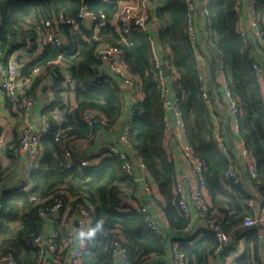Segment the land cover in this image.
Instances as JSON below:
<instances>
[{"label": "trees", "instance_id": "obj_1", "mask_svg": "<svg viewBox=\"0 0 264 264\" xmlns=\"http://www.w3.org/2000/svg\"><path fill=\"white\" fill-rule=\"evenodd\" d=\"M127 1L0 0V51L7 57L25 35L35 38L44 20L51 15H61L58 28L63 30L69 46L64 49L46 46L35 61L22 68L20 75L26 76L36 66L46 65L59 54L66 53L78 106L75 110L76 119L66 116L62 128L71 127L85 134L88 128L78 117L82 110L101 111L113 123L121 118L118 88L99 79L96 72V55L100 45L121 48L124 64L141 78L143 93L142 101L135 107L138 114L132 124L130 144L159 190L168 226L178 232L188 227L189 219L178 210L173 194L175 167L164 150L162 81L154 75L150 66L149 37L147 33L139 32L122 41L109 24L119 6ZM151 2L155 5V20L160 27V48H169L171 53L166 66L169 70L173 67L179 76L173 90L181 97L184 135L195 156L205 167L204 178L210 206L204 216L209 219L215 212L220 218L221 230L230 234L240 227L246 217L253 218L248 204L255 198L246 183L255 188L264 210V104L257 77L252 70L251 47L237 31L239 1L209 0L204 9L205 21L209 23V66L213 75L220 61L231 95L238 100L237 139L243 142L255 165L257 178L251 179L246 175L245 184H233L225 179L230 168L229 162L212 141L214 127L209 110L201 101L196 57L187 35L184 0ZM82 10L97 17L94 28H84V24L79 23V35L77 31L70 34L67 23L77 19ZM254 13L261 25L264 0L256 1ZM101 14L105 18L104 25L96 28ZM55 27L57 29V25ZM81 34L86 36V40H82ZM261 50L264 54V43ZM59 92L55 95L56 107L61 103ZM45 118L53 127L51 133L40 139L41 161L38 168L30 171L27 177L31 189L27 192L1 193L0 196V255L10 254L18 264H37L38 256L29 245L33 238L42 235V224L37 212L50 203L48 198L61 185L67 186L68 193L74 198L70 203L71 213L77 211L84 200L93 209L90 237L94 243L83 255L82 264H113V243L126 250L129 264H143L145 258L166 254L168 248L165 239L148 229L144 215L134 210L126 211L122 205L126 190L133 187L132 178L126 177L122 171V163L107 157L97 167L82 168L74 163L67 168V160L54 141L55 123L48 114ZM223 185L227 186L226 189ZM59 197L64 204L68 202L64 195ZM248 232L247 239L253 246V263H248V258L242 255L235 264H259L257 249L262 245L258 239L259 230ZM200 234V238L195 235L189 240L178 239L180 244L177 251L186 256L188 264H210L209 256L216 252L214 234L206 230Z\"/></svg>", "mask_w": 264, "mask_h": 264}, {"label": "crops", "instance_id": "obj_2", "mask_svg": "<svg viewBox=\"0 0 264 264\" xmlns=\"http://www.w3.org/2000/svg\"><path fill=\"white\" fill-rule=\"evenodd\" d=\"M193 1L196 5L194 26L198 40L196 43L198 57L197 71L198 75L204 76L207 80L208 90L212 99V108L209 110L212 118V125L215 128H219L222 132L224 142L227 145L229 157L231 159L229 166L231 169H235L237 171V174L241 178L240 184H245V180L247 179L246 175H248L247 161L249 156L244 153L245 145L241 144L234 136L233 129L226 114L227 98L223 92V82L226 79L223 71H219L220 61L218 67L213 70V75L209 66L208 48L210 46V42L208 40L209 29L205 21V9L202 6L201 0ZM126 4L136 6L140 13H143L148 17V20L143 23V27L135 33L144 32L148 34L150 41V66L153 67L154 64H163L166 68L167 61L171 59V53L169 48H165L164 50L160 48L158 41V32L160 27L155 20V5H153L151 0H129L121 5ZM260 27L262 29L264 28V19H261ZM84 28H94L88 15H86ZM96 28L100 27L96 26ZM59 30L61 33L58 32V35L64 42V47L62 48L64 49L69 46L67 42L68 40L62 32L63 30ZM95 31H97V29ZM237 31L240 35L242 34L245 37V41L251 47L253 61H257L259 65L263 67L264 54L261 50L262 45L259 44L253 34L252 13L242 7L241 11L238 12ZM79 33V31L76 32L78 35ZM81 38L82 40H86V36L84 34H81ZM49 39L50 37L47 34H40L37 32L34 39L36 50L29 55L27 61H21V70L25 67V65L35 61L44 52L46 46H51L48 43ZM65 56L66 53H61L54 61L47 63L45 66V68L47 67L46 70L42 73L41 78L32 88V92L35 95V105L29 115L31 127L37 128L41 119L48 114L52 122L55 123V133H60L61 137H63L66 141L63 156L67 162H70L72 165L75 163L82 167L81 162L87 160L91 163L89 167H97L105 158H107L105 154L109 150L113 148L118 149L120 147L119 135L123 124L125 123L131 109L135 108L142 101L143 93L142 90H140L137 92L136 97L131 96L122 83H119L117 79L115 80L118 82L114 80L112 74L107 68L97 66V77L99 79H103L105 83L114 84L118 88V105L121 112L120 120H117L114 123L110 122L105 128H95L92 131L88 129L85 134L79 130L74 131L71 127L63 129L62 124L66 116H72L73 120L76 119L75 110L78 106L75 99L74 87L71 85L70 91L65 93L66 101H68L70 105V110L64 118H60L59 112L61 107L65 104L64 98L62 99V93L64 89V78L67 72L66 68H68V71L70 72L69 63ZM169 73V78L162 81V87L163 92L172 97L174 93L172 82L175 84L179 76L174 68L169 70ZM257 80L259 83L260 97L264 104V68ZM58 91H60L59 95L61 103L56 107L54 105L56 102L55 95ZM21 123L22 119L17 108L14 107L5 96L0 95V196L1 193L6 192L11 194L16 191L27 192L32 187V185L27 181V177L30 171H32L29 166L28 155L25 153H19L17 147L15 146L18 142ZM184 140L186 139L175 138L170 126L169 129L164 131V150L166 151L168 157L173 160L175 167V179L176 181L181 182L187 194H190L195 189L196 183L195 180L188 174L187 168L180 156V144L184 142ZM37 168L38 165L36 166V169ZM133 168L134 174L133 177H131L133 187L126 190V196L122 198V205L126 207L127 211L134 210L137 212H139L141 207H145L149 211L150 215L156 220L159 226L158 235L165 239L168 248V251L163 256H151L149 258H145L143 264H174L173 253L177 251L178 245L180 244L178 239L189 240L195 235H197L195 237L200 238V233L206 229H204L202 222L199 221L192 203L189 202L190 215L186 217L189 219L188 227L178 232L173 231L168 226L165 217L163 218L161 216L164 202L157 186L152 181L150 174L147 170L140 169L137 164H135ZM145 181L151 184L150 194L146 193L144 190L143 183ZM223 186L226 189L227 186ZM246 186L250 194L255 198L250 200L248 204L249 208L253 212V217H263L264 210L260 206L257 191L247 183ZM55 191L62 192L64 197L68 199V202L64 204L61 209L62 223L60 228L56 230L53 229L52 217H48L45 221L41 222L42 235L44 237H48L52 233H55V243L57 244V247L54 252L45 253L40 264H72L71 254L79 244L81 237L88 240L89 247L94 243V241H91L90 237L91 216L89 220L83 221L81 215L78 213L79 208L75 212H70V203L74 200V198L68 193L67 186L61 185ZM82 205H85L91 213L93 212V209L88 201L84 200ZM255 229L259 230L260 228L254 227L251 230L239 232L238 230H233L232 233L235 234V232H237L239 237L230 246H228L225 251L218 253L215 252L213 256H209L210 264L213 262L220 264H235V261L242 255H245L246 258H248V263H253V246L249 243L247 236L249 234L248 231H253ZM67 233H70L73 237V241L69 245L68 241H66ZM257 254H259V259L264 260L263 245L258 246ZM78 264H82V260ZM113 264L123 263L117 256H115Z\"/></svg>", "mask_w": 264, "mask_h": 264}, {"label": "built area", "instance_id": "obj_3", "mask_svg": "<svg viewBox=\"0 0 264 264\" xmlns=\"http://www.w3.org/2000/svg\"><path fill=\"white\" fill-rule=\"evenodd\" d=\"M238 12L241 11V7L245 10H248L252 13L253 17V34L260 45L264 43V28L262 29L257 21V16L254 13V5L257 0H238ZM202 6L205 8L209 0H201ZM184 5L187 13V35L191 46L194 51V55L197 58V35L196 29L194 26L195 19V2L193 0H184ZM86 15H88L90 21L94 23L97 20V17L87 13L85 10H82L77 19L68 21L70 26V34L78 30L79 23L81 25L85 24ZM61 15H51L48 19L44 20L41 23V27L38 33L47 34L49 39V44L55 49H62L64 47L63 40L59 37L58 32L61 31L58 29V26L61 24ZM104 15H99L98 26L102 27L104 25ZM148 20V17L140 13L138 8L131 4L121 5L114 15L111 21H109L112 29L119 35L122 41H125L131 37L135 32L143 27V23ZM57 25V29L55 27ZM207 27L209 23L206 21ZM209 29V28H208ZM242 39L245 40V37L241 34ZM34 37L31 35H25L18 43V47L11 52L7 57L5 54L0 51V95L5 96L8 101L17 108L18 113L22 119L17 150L19 153H25L28 155V162L31 170H36V166L41 161L42 158V149L40 144V139L52 132L51 128L52 123L45 117L40 121V124L37 128L31 127V122L29 120V115L32 108L35 105V95L32 92L34 84L41 78L42 73L46 70V65L36 66L32 71L26 75H20L21 72V61H27L29 55H31L35 49ZM73 56H71L72 58ZM97 60L98 66L107 68L112 74L114 79H117L119 83H122L125 88L129 91L131 96L136 97L137 92L142 90V83L139 75L127 67L123 62V51L121 48L116 46H109L107 44H102L99 46L97 51ZM152 72L160 81L164 79L160 75V65L154 64L152 67ZM173 67H170V70ZM264 68L259 65L257 61H253L252 70L254 75L258 78L262 69ZM168 70V68L166 67ZM67 72L64 78V89L63 97L64 106L59 112L60 118H64L68 111L70 110L69 102L66 101L65 93L70 91L71 85L74 87V79L71 73L66 68ZM220 72H222V67L220 66ZM170 74V73H169ZM169 78V77H168ZM199 80V90L202 103L210 110L212 108V99L208 90L207 80L204 76L198 75ZM174 87V82H172ZM172 87V88H173ZM163 88V87H162ZM223 92L227 98L226 105V114L230 121V125L233 129V134L237 139L238 135V114H239V105L238 100L231 95L228 84L226 80L223 82ZM162 101L164 108V122L165 130L171 127L174 137L177 139H186L184 137L183 130L185 128V122L181 113V97L173 93V96H168L167 93L162 90ZM137 111L135 108L131 109L129 112L125 123L123 124L120 137H119V148H113L109 150L105 156L116 159L122 163V171L124 175L128 178L133 177L134 174V165L137 164L140 169L146 170L142 159L139 154L133 149L130 144V136L132 124L137 118ZM80 121L86 125V127L92 131L95 128H105L109 125L110 120L102 113L101 111L95 109H85L79 113ZM54 141L59 146L62 153H64L65 139L61 137L60 133L54 132ZM238 140V139H237ZM212 141L217 148L218 152L228 161L231 159L229 157V152L226 143L224 142L223 134L219 128L213 129ZM241 144L243 142L238 140ZM244 145V144H243ZM181 159L184 162L188 174L191 178L195 180L196 186L195 189L187 194L186 190L183 187L181 182L176 181L174 184V196L176 198V205L180 213L188 217L190 215L189 202L192 203L193 208L199 218V221L202 222L204 229L210 231L214 234L217 249L216 252H223L228 246H230L238 237L237 232L225 234L220 228V218L214 212L213 217L207 219L204 216L207 208L209 207V197L206 190L204 172L205 167L204 163L198 159L191 146L188 144L187 140H184L180 144ZM244 153L248 155L247 161V173L251 179H256L257 175L255 173V165L253 159L250 157L246 148H244ZM66 157V156H65ZM82 168L89 167L91 165L90 161L81 162ZM67 168L71 167L72 164L67 162ZM225 179L231 181L233 184H239L241 182L240 176L237 174L235 169H229L225 174ZM144 190L146 193H151V184L147 181L143 183ZM63 195L60 191H55L52 196L48 198L50 203L39 208L37 214L40 222H43L48 217L53 218V229L56 230L60 228L61 220V209L64 206L63 200L59 197ZM2 211V206L0 203V213ZM127 211V210H126ZM78 213L81 215L83 221L89 220L91 216L90 210L82 205L78 209ZM139 213L144 215L145 223L148 229L154 233H159V226L156 220L150 215L149 211L145 207L139 209ZM161 216L164 218V213L161 212ZM254 227H259V236L258 239L260 243L264 246V216L263 217H246L240 227L237 228L239 231L250 230ZM56 234L52 233L48 237L43 235L33 238L29 245L36 252L38 256V263L41 262L45 253L54 252L56 249L55 246ZM66 241L68 245L72 243L73 237L70 233H67ZM112 247L114 249V254L117 256L123 264H129L127 260L126 250L124 248H119L117 243H113ZM89 248L88 240L84 237H81L79 244L76 249L73 250L71 254V263L78 264L85 253ZM174 264H188L186 256L178 251L173 253ZM0 264H18L14 257L10 254L0 255ZM212 264H220L213 262ZM259 264H264V260L259 259Z\"/></svg>", "mask_w": 264, "mask_h": 264}, {"label": "water", "instance_id": "obj_4", "mask_svg": "<svg viewBox=\"0 0 264 264\" xmlns=\"http://www.w3.org/2000/svg\"><path fill=\"white\" fill-rule=\"evenodd\" d=\"M160 75L163 79L169 77V71L163 66V64L160 65Z\"/></svg>", "mask_w": 264, "mask_h": 264}, {"label": "rangeland", "instance_id": "obj_5", "mask_svg": "<svg viewBox=\"0 0 264 264\" xmlns=\"http://www.w3.org/2000/svg\"><path fill=\"white\" fill-rule=\"evenodd\" d=\"M196 62H197V60H196Z\"/></svg>", "mask_w": 264, "mask_h": 264}]
</instances>
